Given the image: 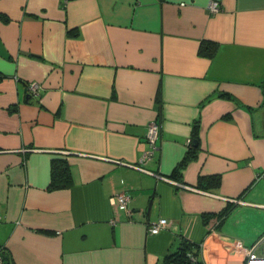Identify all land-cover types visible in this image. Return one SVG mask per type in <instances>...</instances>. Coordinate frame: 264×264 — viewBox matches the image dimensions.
I'll return each instance as SVG.
<instances>
[{"label": "crops", "instance_id": "crops-1", "mask_svg": "<svg viewBox=\"0 0 264 264\" xmlns=\"http://www.w3.org/2000/svg\"><path fill=\"white\" fill-rule=\"evenodd\" d=\"M209 1L0 0L8 264H162L182 243L200 264L244 263L264 234V0ZM53 159L68 186L49 187Z\"/></svg>", "mask_w": 264, "mask_h": 264}, {"label": "built area", "instance_id": "built-area-1", "mask_svg": "<svg viewBox=\"0 0 264 264\" xmlns=\"http://www.w3.org/2000/svg\"><path fill=\"white\" fill-rule=\"evenodd\" d=\"M183 4V3H182ZM209 10L214 13L219 11L220 3L217 0H211L208 4ZM38 85L36 83H30L28 86L29 91L32 94L37 93ZM158 137V125L155 122L149 124L147 133H146V140L149 144V150L147 154L150 155L153 149H155L156 144L155 141ZM193 142L192 138L187 140V146H189ZM134 167L138 169H142L140 166ZM148 172V171H147ZM165 178V177H162ZM182 185V184H181ZM184 186V185H182ZM187 187V186H185ZM131 201V197L126 192H117L112 197V202L117 212L120 211H128V204ZM115 219H111V223L114 222ZM167 226V219L166 218H159L157 221L151 223L148 227L150 233H158L160 230ZM2 249L3 247L0 246V264H8L2 257ZM242 257L244 258L243 264H259L264 263V234H262L255 243H253L249 248L242 251ZM191 264H198L197 260L194 257H190Z\"/></svg>", "mask_w": 264, "mask_h": 264}, {"label": "trees", "instance_id": "trees-1", "mask_svg": "<svg viewBox=\"0 0 264 264\" xmlns=\"http://www.w3.org/2000/svg\"><path fill=\"white\" fill-rule=\"evenodd\" d=\"M216 50H217L216 42L210 41V40H202L198 47L197 52L201 56L211 58L212 56H214ZM223 95L228 96L225 93H223L222 96ZM194 138L197 139V132L193 134L192 139ZM197 148H198V145L194 146L193 142H191V144L188 146L187 153L179 161V163L176 165L174 170L178 171L180 168H182L183 165L187 162V160H189L191 157L194 156ZM50 168H51L50 169V183H49L50 188L64 187V186L69 185L70 171H69V167H68L66 160L53 159L51 162ZM203 180H204V177H199V185H201ZM207 181L210 185H216L219 182V177L218 175H209ZM189 250H190L189 245L182 243V245L174 253L166 254L164 256L162 264H170V263L191 264V260L188 255ZM197 263L200 264L198 261Z\"/></svg>", "mask_w": 264, "mask_h": 264}, {"label": "water", "instance_id": "water-1", "mask_svg": "<svg viewBox=\"0 0 264 264\" xmlns=\"http://www.w3.org/2000/svg\"><path fill=\"white\" fill-rule=\"evenodd\" d=\"M193 145H194V146H197V145H198V141H197V139H193ZM170 264H174V263H170Z\"/></svg>", "mask_w": 264, "mask_h": 264}, {"label": "clouds", "instance_id": "clouds-1", "mask_svg": "<svg viewBox=\"0 0 264 264\" xmlns=\"http://www.w3.org/2000/svg\"><path fill=\"white\" fill-rule=\"evenodd\" d=\"M259 264H264V263H259Z\"/></svg>", "mask_w": 264, "mask_h": 264}]
</instances>
